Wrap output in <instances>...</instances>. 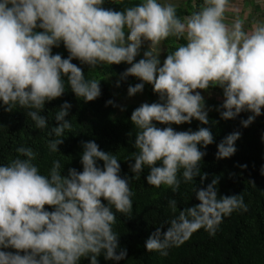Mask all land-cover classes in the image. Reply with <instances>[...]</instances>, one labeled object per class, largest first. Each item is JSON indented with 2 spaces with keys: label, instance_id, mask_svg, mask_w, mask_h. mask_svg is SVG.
Returning <instances> with one entry per match:
<instances>
[{
  "label": "clouds",
  "instance_id": "9594fccd",
  "mask_svg": "<svg viewBox=\"0 0 264 264\" xmlns=\"http://www.w3.org/2000/svg\"><path fill=\"white\" fill-rule=\"evenodd\" d=\"M104 0H0V101L7 105L30 109L27 115L38 129L47 127L41 115L46 101L62 96L67 85L77 98L86 102L101 95L100 79H86L84 71L71 61L76 58L95 68L102 64L130 65L121 79L135 76L152 85L161 102L142 103L135 108L130 121L137 129L130 165L133 173L149 169V185H165L173 191L180 186L178 173L185 182L201 175L200 161L205 155L198 145L214 141L211 130L175 131L162 124L191 123L196 119L207 125L208 109L197 89L218 86L223 90L219 105L222 119H233L242 111H250L241 121L249 126L264 107V23L246 32L242 21L229 28L224 23L228 0H203L199 10L183 18L171 3L143 0L123 10L101 7ZM42 31H35V29ZM127 30V35L125 31ZM168 37L187 41L168 53L160 66L152 46ZM150 41L151 51L134 62L143 41ZM63 42L67 58L51 53ZM119 81L117 82V86ZM144 83L130 85L128 96L142 92ZM106 104L114 105L112 100ZM71 104L63 102L56 112L57 122L48 133L56 139L48 141L50 152L58 145L72 124L66 119ZM123 110V108H121ZM239 132L227 135L218 145L216 157L229 158L236 149ZM82 171L69 168L61 174V164L53 161L48 175H42L33 164L31 148L19 147L26 157L0 165V246L17 251H0V264H78L89 257L98 264L103 250L106 260L125 258L118 234L112 226L116 212L132 211L133 193L127 178H121L120 163L115 155L100 150L94 141L83 142ZM103 167L97 166V161ZM159 162V165H158ZM241 168L246 165H240ZM264 174V168H262ZM218 177L205 187L195 189L199 201L182 210L162 230L156 228L145 241V249L166 256L167 249L180 246L193 232L204 228L215 235L224 216L234 210L247 211L243 197L222 195L217 199ZM107 201V206L102 203ZM173 210L176 202L170 201ZM45 205L54 210H45ZM23 251V255L20 252Z\"/></svg>",
  "mask_w": 264,
  "mask_h": 264
},
{
  "label": "trees",
  "instance_id": "16d2710c",
  "mask_svg": "<svg viewBox=\"0 0 264 264\" xmlns=\"http://www.w3.org/2000/svg\"><path fill=\"white\" fill-rule=\"evenodd\" d=\"M142 2L143 0H104L101 7L123 10ZM202 4L203 0H186L183 6L177 7V16L183 18L190 15L199 10ZM35 31L42 29L37 28ZM186 43L183 38L177 40L175 37L162 41L165 58L176 47ZM51 53L59 54L62 58L69 56L62 41L59 46L52 47ZM140 59L137 54L134 62ZM71 62L84 71L86 79H100L101 95L87 102L83 98H77L67 85V77H62L65 80L64 93L58 98L46 101L40 113L47 119L45 129L35 127L27 115L30 109L17 105L12 111H5L7 105L0 101V165L9 164L17 157L25 159L26 157L16 151L22 146L31 148L36 154L32 162L42 175L49 174L53 161L56 160L61 164L62 175H67L69 168L82 171L80 161L83 142L94 141L100 150L116 156L120 163L119 175L128 179L133 193L132 211L129 214L116 212L114 206H110L116 216L112 228L118 234L117 252L124 249L126 256L119 261L106 260L102 250L97 257L98 264H264V107L261 109L262 114L256 116L247 127H243L241 121L252 115L250 111H242L235 118L225 120L220 117L223 109L217 111L223 101L209 99L204 100L208 109L207 125L196 119L179 125L153 121L156 127H172L175 131H195L200 127H207L214 137L212 144L198 145L205 153L200 161L201 175L207 174L203 182L200 175L193 181L185 182L181 170L178 173L181 183L177 191L165 185L154 187L146 181L148 168L145 167L141 173L136 174L131 171L130 165L134 163L131 157L138 150L134 148L137 129L130 121V116L142 103H162L159 94L153 92L151 84L142 82L135 76L121 79V74L130 67L125 62L102 64L95 68L76 58ZM137 83H144L143 91L128 96V87ZM206 90L213 91L224 99L220 87L210 86ZM108 100H112L115 106L106 104ZM65 101L71 104L66 119L71 122L72 130L65 131L63 143L58 145L59 152H50L48 141L56 137L49 136L48 133L57 124L54 116ZM233 132L240 133V137L234 142L235 153L229 158L218 159L217 145ZM240 165L246 167L241 168ZM97 166L102 168L103 162L98 160ZM215 177L219 178L216 185L217 199L222 195L242 196L247 211L234 210L230 215L224 216L215 235L200 228L182 245L167 249L166 256L156 251H147L145 241L148 236L156 228L167 229L182 210L197 204L199 201L195 197V189L205 187ZM170 201L176 202L175 210L170 206ZM102 203L107 206V201L102 199ZM45 210L54 209L45 205ZM0 251L15 253L17 250L0 246ZM20 254L23 255V251ZM78 264H90V258L81 257Z\"/></svg>",
  "mask_w": 264,
  "mask_h": 264
},
{
  "label": "crops",
  "instance_id": "0c3cea01",
  "mask_svg": "<svg viewBox=\"0 0 264 264\" xmlns=\"http://www.w3.org/2000/svg\"><path fill=\"white\" fill-rule=\"evenodd\" d=\"M237 20L243 22L246 32L264 23V0H228L224 23L231 28Z\"/></svg>",
  "mask_w": 264,
  "mask_h": 264
},
{
  "label": "rangeland",
  "instance_id": "374dc122",
  "mask_svg": "<svg viewBox=\"0 0 264 264\" xmlns=\"http://www.w3.org/2000/svg\"><path fill=\"white\" fill-rule=\"evenodd\" d=\"M185 1L186 0H158V2L162 4L171 3L175 5L176 8L183 6L185 4ZM152 50L154 51L153 55L157 56V58L160 60V66H162L163 61L165 59L164 46L160 43L155 46H152ZM146 51H151V44L150 41L145 40L142 42V44L138 49V56H140V58H144V53ZM197 91H199L200 94L204 97V100L209 99V100L223 101V98L219 94L213 91L201 90V89H198Z\"/></svg>",
  "mask_w": 264,
  "mask_h": 264
}]
</instances>
